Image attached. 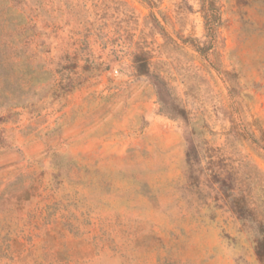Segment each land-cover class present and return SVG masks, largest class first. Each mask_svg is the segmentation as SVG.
Instances as JSON below:
<instances>
[{
	"label": "rangeland",
	"instance_id": "374dc122",
	"mask_svg": "<svg viewBox=\"0 0 264 264\" xmlns=\"http://www.w3.org/2000/svg\"><path fill=\"white\" fill-rule=\"evenodd\" d=\"M257 219L264 0H0V264H264Z\"/></svg>",
	"mask_w": 264,
	"mask_h": 264
},
{
	"label": "trees",
	"instance_id": "16d2710c",
	"mask_svg": "<svg viewBox=\"0 0 264 264\" xmlns=\"http://www.w3.org/2000/svg\"><path fill=\"white\" fill-rule=\"evenodd\" d=\"M138 58H139V56L136 57V62L138 63V68L143 67L144 70H142V71L147 72L148 70H147L146 60L142 64H140L141 60ZM235 201H236V207L238 209V213L240 214L241 217L247 218V216H245L247 212L250 215V217L254 216L253 215L254 213L252 212L251 209L248 208V206L246 204V199H245L244 194H239L238 196H236ZM253 219H256V218H253ZM257 226H258V236H257V243H256V251H257L258 257L260 259L264 260V220L263 219H261V220L257 219Z\"/></svg>",
	"mask_w": 264,
	"mask_h": 264
}]
</instances>
